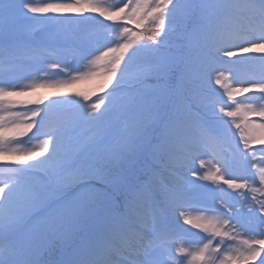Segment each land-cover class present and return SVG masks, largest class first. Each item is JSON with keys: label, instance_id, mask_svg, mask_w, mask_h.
<instances>
[{"label": "snow or ice", "instance_id": "1", "mask_svg": "<svg viewBox=\"0 0 264 264\" xmlns=\"http://www.w3.org/2000/svg\"><path fill=\"white\" fill-rule=\"evenodd\" d=\"M89 25L91 50L69 40ZM245 53H264V0H0V156L20 157L0 264H264V55ZM99 77V102L65 95ZM43 89L63 98L28 99Z\"/></svg>", "mask_w": 264, "mask_h": 264}, {"label": "rangeland", "instance_id": "2", "mask_svg": "<svg viewBox=\"0 0 264 264\" xmlns=\"http://www.w3.org/2000/svg\"><path fill=\"white\" fill-rule=\"evenodd\" d=\"M38 2H41V0H39ZM108 3H111L112 0H107ZM97 15L98 18H101L99 17V14L98 13H95ZM103 19V18H101ZM39 25H49L47 23H41L40 21H37ZM39 25H33L32 27H37ZM105 39V37H104ZM226 75V74H225ZM228 77V76H227ZM229 81H231V79L228 77ZM103 83V78L102 77H99V78H96V79H93V80H85V81H81V82H78L74 87L72 88H69V89H65L64 92H65V95L67 96H71L77 100H83V97L84 96H88L89 97V100L86 102V103H91L92 101H94V97L95 95H97L98 93H101V92H105L106 90H101V85ZM55 90V89H53ZM56 93V96L53 94L52 96V100H58V99H62L63 97L60 96V93L57 92V91H54ZM69 92V93H68ZM239 99V97H238ZM238 139V132H237V137ZM235 140V139H234ZM3 158H9L8 161H11L13 159H17V158H20L19 156H2Z\"/></svg>", "mask_w": 264, "mask_h": 264}, {"label": "bare ground", "instance_id": "3", "mask_svg": "<svg viewBox=\"0 0 264 264\" xmlns=\"http://www.w3.org/2000/svg\"><path fill=\"white\" fill-rule=\"evenodd\" d=\"M52 16H55L56 18H62V17H64V16H69V17H72V16H74V15H77L76 13H73V12H68V13H55V14H53V13H50ZM44 15V14H43ZM261 56V55H264V53H245V54H242V55H244V56ZM234 59H236V58H234ZM54 91H57V90H53V89H48V91H46L45 92V90H44V92H45V95L46 96H48V99L49 100H52L53 98V94L56 96V93L54 92ZM58 92V91H57ZM69 93V92H68ZM254 145H257V144H254ZM28 163H34L33 161H29Z\"/></svg>", "mask_w": 264, "mask_h": 264}]
</instances>
